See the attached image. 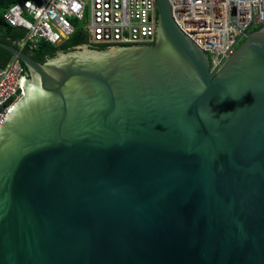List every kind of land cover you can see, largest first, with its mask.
Returning <instances> with one entry per match:
<instances>
[{
    "label": "water",
    "instance_id": "obj_1",
    "mask_svg": "<svg viewBox=\"0 0 264 264\" xmlns=\"http://www.w3.org/2000/svg\"><path fill=\"white\" fill-rule=\"evenodd\" d=\"M157 11L149 45L0 41L30 75L0 125V264H264V27L218 69Z\"/></svg>",
    "mask_w": 264,
    "mask_h": 264
},
{
    "label": "built area",
    "instance_id": "obj_2",
    "mask_svg": "<svg viewBox=\"0 0 264 264\" xmlns=\"http://www.w3.org/2000/svg\"><path fill=\"white\" fill-rule=\"evenodd\" d=\"M179 30L204 51L216 65L231 56L244 31L264 25V0H168ZM12 26L25 29L16 43L44 39L58 44L74 31L72 20L83 25L89 44L129 45L155 39L158 12L156 0H24L2 14ZM241 39L237 42V37ZM27 73L17 58L0 67V125L12 104L8 100L23 90L18 78Z\"/></svg>",
    "mask_w": 264,
    "mask_h": 264
},
{
    "label": "trees",
    "instance_id": "obj_3",
    "mask_svg": "<svg viewBox=\"0 0 264 264\" xmlns=\"http://www.w3.org/2000/svg\"><path fill=\"white\" fill-rule=\"evenodd\" d=\"M24 0H0V41L7 44H14L25 37V29L17 26H12L8 24L3 19V12L14 3H21ZM73 21V20H72ZM76 21V20H75ZM76 23V22H75ZM74 24L75 28L72 34L65 40L61 41L58 44H52L44 39H37L36 41H26L25 45L22 47L23 52L30 55L34 60L39 63H43L46 59L51 58L55 55V51L60 49L61 51L71 50L73 47L81 44H89L88 37L83 30V28L78 27ZM264 27L261 25L255 27L253 30H257ZM128 45V44H127ZM17 46V45H16ZM91 46L96 49H105L111 44L107 43H92ZM13 55L0 46V66H3L9 61ZM25 69L27 70L26 65L23 63Z\"/></svg>",
    "mask_w": 264,
    "mask_h": 264
},
{
    "label": "clouds",
    "instance_id": "obj_4",
    "mask_svg": "<svg viewBox=\"0 0 264 264\" xmlns=\"http://www.w3.org/2000/svg\"><path fill=\"white\" fill-rule=\"evenodd\" d=\"M169 3V2H168ZM15 4V3H14ZM169 6H170V4H169ZM156 8H157V0H156ZM158 12V11H157ZM170 12H171V10H170ZM172 16V15H171ZM173 19V18H172ZM18 27V26H17ZM178 28V27H177ZM263 28V27H262ZM179 29V28H178ZM252 31H254V30H252ZM252 31H249V32H252ZM181 32V31H180ZM155 36H156V34H155ZM243 39V38H242ZM241 39V40H242ZM155 40V39H154ZM240 40V41H241ZM154 42V41H153ZM153 42H151V43H145V44H129V45H123V44H120V45H111V46H134V45H149V44H152ZM50 43V42H49ZM240 43V42H239ZM238 43V44H239ZM14 45V44H13ZM16 45H17V43H16ZM15 45V46H16ZM25 45V44H24ZM23 45V46H24ZM88 46H90V47H92L91 46V44H87ZM23 46H19V45H17L16 47L17 48H19V49H21L22 50V47ZM79 46V45H78ZM111 46H109V47H111ZM198 46V45H197ZM238 46V45H237ZM108 48V47H107ZM237 48V47H236ZM202 49V48H201ZM203 50V49H202ZM23 51V50H22ZM204 51V50H203ZM66 52V51H65ZM206 54H207V56L211 59V61H212V54L209 52V51H204ZM209 54H211V55H209ZM30 56V55H29ZM17 58V59H19L17 56H15V55H13V57L12 58ZM11 58V59H12ZM10 59V60H11ZM228 58H226V59H222V60H220L218 63H217V65H218V69H220L221 68V66L223 65V63L227 60ZM9 60V61H10ZM9 61H7V63L9 62ZM19 61L21 62V64L23 65V62L19 59ZM6 63V64H7ZM213 63V62H212ZM5 64V65H6ZM5 65H3V66H5ZM3 66H0V67H3ZM23 67H24V65H23ZM211 67H212V65H211ZM24 69H25V67H24ZM26 70V69H25ZM26 73H27V77H26V80H28V79H30V75H29V71H28V69L26 70ZM23 96V91L22 92H20V91H18V93H17V95H15V96H13V97H11L9 100H8V102L7 103H9V104H12V106L21 98Z\"/></svg>",
    "mask_w": 264,
    "mask_h": 264
},
{
    "label": "rangeland",
    "instance_id": "obj_5",
    "mask_svg": "<svg viewBox=\"0 0 264 264\" xmlns=\"http://www.w3.org/2000/svg\"><path fill=\"white\" fill-rule=\"evenodd\" d=\"M73 22L78 26V27H80V28H83V25L84 24H86L87 23V19H83V20H77V21H75V20H73ZM112 47V46H111ZM109 48V47H108ZM61 52H65V51H61ZM209 55H211V54H209Z\"/></svg>",
    "mask_w": 264,
    "mask_h": 264
},
{
    "label": "flooded vegetation",
    "instance_id": "obj_6",
    "mask_svg": "<svg viewBox=\"0 0 264 264\" xmlns=\"http://www.w3.org/2000/svg\"><path fill=\"white\" fill-rule=\"evenodd\" d=\"M155 38H156V36H155ZM222 67V66H221Z\"/></svg>",
    "mask_w": 264,
    "mask_h": 264
}]
</instances>
